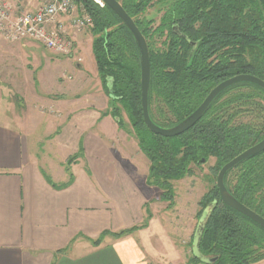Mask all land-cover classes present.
I'll list each match as a JSON object with an SVG mask.
<instances>
[{
    "label": "trees",
    "instance_id": "obj_1",
    "mask_svg": "<svg viewBox=\"0 0 264 264\" xmlns=\"http://www.w3.org/2000/svg\"><path fill=\"white\" fill-rule=\"evenodd\" d=\"M93 21L92 51L109 114L119 127L123 111L136 132L138 147L149 162L146 184L160 190V201L173 204L172 182L192 174V166L215 159L211 171L264 139V90L246 82L232 85L210 104L202 118L176 137L150 132L142 117L140 64L134 39L119 18L96 0H75ZM96 1V2H95ZM144 37L149 55L148 109L153 123L173 127L201 104L219 83L239 74L264 81V0H116ZM155 3L162 6L157 26L145 17ZM179 27L181 36L171 30ZM166 32L159 44L156 39ZM167 109L173 121L163 119ZM159 123L152 114V106ZM82 149L67 160L68 167ZM69 181L59 187L71 185ZM227 191L239 203L264 219V151L244 160L224 177ZM205 215L198 245L209 263L193 258L192 264H256L264 260V230L225 205L216 185L200 201ZM147 222L119 231L104 232L90 240L99 246L106 236L120 239ZM64 249L62 252H65Z\"/></svg>",
    "mask_w": 264,
    "mask_h": 264
},
{
    "label": "crops",
    "instance_id": "obj_2",
    "mask_svg": "<svg viewBox=\"0 0 264 264\" xmlns=\"http://www.w3.org/2000/svg\"><path fill=\"white\" fill-rule=\"evenodd\" d=\"M2 1L10 6L13 16L33 12L41 5L39 0ZM74 9L57 19L59 28L69 34ZM72 40L78 53L79 41L86 39L76 34ZM29 43L26 48L12 45L18 48L16 55H0L3 85H8L4 78L15 71L18 58L29 59L28 51L40 49ZM73 66L78 82L72 86L76 88L86 76L82 65ZM95 91L99 92L97 87ZM75 100L72 98L69 108L73 109ZM18 107L0 110V264H189L154 215L146 228L120 239L106 236L97 247L90 244L104 232L117 233L146 219L143 192L121 165L108 137L96 131L99 122L113 131L114 120L106 117L99 121L96 107L86 108L82 115L71 110L61 130L46 140L71 151L58 166L50 155L52 146L39 154L29 150L32 130L27 118L13 115ZM80 148V158L67 171V160ZM70 175L71 185L58 190Z\"/></svg>",
    "mask_w": 264,
    "mask_h": 264
},
{
    "label": "rangeland",
    "instance_id": "obj_3",
    "mask_svg": "<svg viewBox=\"0 0 264 264\" xmlns=\"http://www.w3.org/2000/svg\"><path fill=\"white\" fill-rule=\"evenodd\" d=\"M0 3L6 5L8 9L7 13L10 14L11 18L18 17L11 14L10 6L5 1L0 0ZM162 8L158 3H155L146 11L145 17L148 20L152 19L154 21V27L159 23L163 13ZM73 9L76 12L70 21L71 34L61 28H53L54 24L49 25L46 29L48 33L56 32L67 40L69 43V53L66 55L39 44L33 38L22 37L13 39L11 38L13 31L10 34H4L0 31V44H2L0 46V55L7 53L16 55V52L19 53L18 48L12 45L23 44L22 46L26 48L27 45L25 44L32 42L40 46L38 50L27 52L31 55L29 59H26V57L18 58L15 71L10 72L8 75L10 77L4 78L7 80L8 85H3L0 79V110L9 111L8 109H12L15 105L19 104L20 108L18 107L15 112L13 111V115L16 114L19 118L24 117L28 119L27 125L32 130L31 136L28 138L29 150H33L36 154H39L42 150L46 149L47 151L48 147L52 146L53 152L50 155L58 166H60V162L66 160L71 151L61 149L54 142H47L46 140L49 136H53L58 130H61V127L66 123V116L71 110L80 112L79 114L82 115L84 112H87L84 111L86 108L96 107L97 113L100 116L99 121H106L103 120L106 117L114 120V122L116 121L108 113L109 97L103 89L95 64L92 51L93 26L79 29L72 27L73 20L82 17L83 14H87L76 4V1L71 10L73 11ZM30 12H24L21 15H26ZM60 14L64 13L61 12ZM68 14L65 15L67 16ZM61 16L63 15H59L57 19ZM56 25H58L57 20ZM173 27H177L179 30L178 26L174 25ZM171 31L173 32V30ZM76 34L83 35L86 39L79 41L78 46L81 50H78V53L72 40V35L75 37ZM165 36L166 32L162 37L155 40L156 43L159 44L163 41ZM178 36H181L180 32ZM73 63L82 65L84 69L82 73L86 76V79L81 81L76 88L72 86L73 83L78 82ZM68 64L71 67H68ZM11 82H14L13 85H11ZM96 87L99 90L98 93L95 91ZM72 98L73 100H79L78 102L76 100L73 102V109L69 108ZM160 105L165 112L163 119L173 121L174 117L170 113H167V109L162 104ZM154 107L153 105L152 114L158 122L167 124L168 121H159L160 119L156 116ZM90 112L97 115L92 109ZM121 116L123 121L122 127H119L115 122V126H113L114 130L111 131L99 122L96 126V131L108 137L107 142L115 150L121 165L127 169L129 176L134 179L137 186L143 192L145 196V211L143 210L144 217L146 218L145 221L148 223V220L153 215L158 216L162 221L161 225L163 229L168 230L170 236L174 238L175 243L183 250L187 263L192 264L191 260L195 258L193 240L200 220L199 213L201 206L199 203L216 182V177H214L211 171V168L215 165V159L209 158L200 165L192 166V174L179 181L172 182L174 193L173 204L170 205L169 202L160 201V190L146 184L149 162L138 147L136 132L131 125L130 119L123 111L121 112Z\"/></svg>",
    "mask_w": 264,
    "mask_h": 264
},
{
    "label": "water",
    "instance_id": "obj_4",
    "mask_svg": "<svg viewBox=\"0 0 264 264\" xmlns=\"http://www.w3.org/2000/svg\"><path fill=\"white\" fill-rule=\"evenodd\" d=\"M96 2V1H95ZM102 6V4L106 5L125 25L130 34L132 35L134 42L136 44L139 56V64H140V102L142 109V117L143 122L146 128L159 136L162 137H176L184 132L188 131L192 128L203 116L205 111L208 109L212 101L225 89L231 87L234 84L246 82L254 84L261 89L264 90V81L259 78L247 75V74H239L234 77H231L218 85H216L204 98L201 104L195 109V111L189 115L185 120L181 123L169 127V128H161L157 126L150 118L149 109H148V92H149V82H150V63H149V55L146 41L138 28L136 27L133 20L127 15L121 4L116 0H98L97 2ZM173 32L178 35L179 30L177 27H173ZM264 151V139H262L257 144L252 147L246 149L228 163H226L217 173L215 185L218 189L219 196L222 202L235 210L236 212L242 214L247 217L254 223H256L259 227L264 230V219L252 212L250 209L246 208L244 205L239 203L231 194L227 191L224 184V177L228 171L233 169L239 163L243 162L246 159H249L253 156L258 155L259 153ZM205 215L203 214L200 217L199 224L197 227V231L193 240V252L195 257L200 258L203 262H208V259L203 258L198 250L199 241L201 238L202 230H203V222L205 220Z\"/></svg>",
    "mask_w": 264,
    "mask_h": 264
},
{
    "label": "built area",
    "instance_id": "obj_5",
    "mask_svg": "<svg viewBox=\"0 0 264 264\" xmlns=\"http://www.w3.org/2000/svg\"><path fill=\"white\" fill-rule=\"evenodd\" d=\"M41 5L35 12H30L11 18L7 13L6 5L0 3V31L4 34H10L11 38H33L41 45H45L60 54L69 53V43L56 32L48 33L46 31L49 25L59 29L56 20L59 15L68 14L74 6L75 0H40ZM64 14H60V13ZM14 21V22H13ZM93 26L91 17L83 14L72 22V27L90 28Z\"/></svg>",
    "mask_w": 264,
    "mask_h": 264
},
{
    "label": "bare ground",
    "instance_id": "obj_6",
    "mask_svg": "<svg viewBox=\"0 0 264 264\" xmlns=\"http://www.w3.org/2000/svg\"><path fill=\"white\" fill-rule=\"evenodd\" d=\"M98 2V0H96Z\"/></svg>",
    "mask_w": 264,
    "mask_h": 264
}]
</instances>
